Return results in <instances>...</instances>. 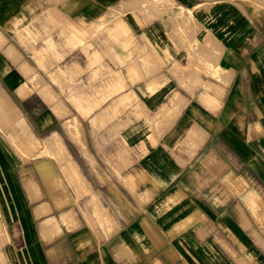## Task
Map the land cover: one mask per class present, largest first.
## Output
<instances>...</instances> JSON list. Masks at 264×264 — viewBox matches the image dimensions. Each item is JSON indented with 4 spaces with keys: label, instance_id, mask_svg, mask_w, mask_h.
I'll list each match as a JSON object with an SVG mask.
<instances>
[{
    "label": "crops",
    "instance_id": "obj_1",
    "mask_svg": "<svg viewBox=\"0 0 264 264\" xmlns=\"http://www.w3.org/2000/svg\"><path fill=\"white\" fill-rule=\"evenodd\" d=\"M23 17L37 23L27 50ZM9 102L20 127H0V228L15 243L0 248L22 244L24 264L46 206L37 180L45 218L95 197L126 264H264V0H0ZM61 147L79 198L50 157Z\"/></svg>",
    "mask_w": 264,
    "mask_h": 264
},
{
    "label": "rangeland",
    "instance_id": "obj_2",
    "mask_svg": "<svg viewBox=\"0 0 264 264\" xmlns=\"http://www.w3.org/2000/svg\"><path fill=\"white\" fill-rule=\"evenodd\" d=\"M207 1L217 2L219 0ZM19 22L20 23L16 22L14 24L13 31L20 33L19 42L26 50L28 48H33V45L37 44L36 20L23 17ZM31 56L37 61V54H35V52ZM18 57L19 59L21 58L20 55H18ZM14 113H17V115ZM18 118L19 116L15 109V104L12 102L0 103V127L6 125L3 126L4 130H11V132L14 130L16 133L20 127V120L18 121ZM20 130L26 131V128L24 127ZM13 139L14 142L11 141V143L14 145V148L17 149V137L14 136ZM50 157L58 161L65 177L71 182H75L72 176H69L66 161L60 152L57 151ZM28 160L29 157L27 156L25 161ZM26 177L28 178V183L33 185L32 173L27 172ZM46 186L52 187L47 181ZM75 186L77 192L79 191L77 194L79 198L82 190L79 189L77 183H75ZM43 195L44 194L41 193L39 181L37 180V207L39 208L42 206L43 202H46L45 208L37 209V215L39 216H37V264H103L104 258L111 260L112 264H126L119 261L117 257L119 255V258L122 259L123 256H128V251L120 247L119 253L117 252L116 254L115 252L120 236L117 235L107 241L106 239L110 238L111 235L104 231V224L98 222L95 215H93L94 208L95 214L99 216L96 213L97 199L95 197L92 200L79 198L75 201H71L74 204H69L60 208L58 213H56L57 217L45 218L49 216L51 209L49 207V201H40ZM2 230L0 228V239L4 237L6 240L10 241L11 244L15 243L12 227L7 229V226H2ZM86 243L92 244L93 246H82ZM21 246L23 245L20 244L18 247H1L0 264H24L21 258ZM104 249L109 251V253L111 252V256L105 253ZM100 251L102 253L104 252L106 255H102V260ZM24 254L27 255V257L30 256L27 250H25Z\"/></svg>",
    "mask_w": 264,
    "mask_h": 264
},
{
    "label": "bare ground",
    "instance_id": "obj_3",
    "mask_svg": "<svg viewBox=\"0 0 264 264\" xmlns=\"http://www.w3.org/2000/svg\"><path fill=\"white\" fill-rule=\"evenodd\" d=\"M27 91V90H26ZM28 92V91H27ZM3 130V129H2ZM60 150H61V154H62V156L64 157V159H65V161H66V164H67V168H68V174H69V176H72V179L73 180H75V182L77 183V185H78V187H79V189H81V183H82V179H81V176H80V174H79V172H78V170H77V168L75 167V166H73V163L70 161V157H69V155L67 154V152L64 150V148L63 147H61L60 148ZM45 154L46 155H51L48 151H46L45 152ZM26 159V158H25ZM79 182H80V184H79ZM30 184V183H29ZM39 198V197H38ZM102 208H100V207H98L97 206V209H96V213L99 215V216H101L102 217V219H100L101 221L100 222H102L103 224L105 223V227L104 228H106V230L109 232V230L107 229V225H110V224H108V223H110L109 222V218L105 215L106 214V212L105 211H103L102 212V210H101ZM50 211V210H49ZM104 212H105V214H104ZM48 213V212H47ZM103 213V214H102ZM46 214V213H45ZM105 215V216H104ZM38 216V215H37ZM39 217V216H38ZM50 228V227H49ZM109 228V227H108ZM47 229V228H46ZM105 230V231H106ZM110 231H112V230H110ZM112 233H113V231H112ZM112 233H108L109 235H111Z\"/></svg>",
    "mask_w": 264,
    "mask_h": 264
}]
</instances>
